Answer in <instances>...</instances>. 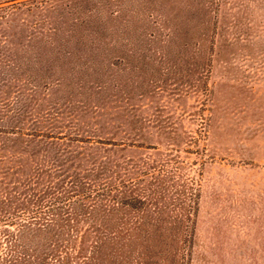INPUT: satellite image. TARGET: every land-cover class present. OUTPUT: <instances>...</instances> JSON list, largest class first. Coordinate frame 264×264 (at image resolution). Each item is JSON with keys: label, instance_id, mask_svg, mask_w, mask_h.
<instances>
[{"label": "rangeland", "instance_id": "1", "mask_svg": "<svg viewBox=\"0 0 264 264\" xmlns=\"http://www.w3.org/2000/svg\"><path fill=\"white\" fill-rule=\"evenodd\" d=\"M21 225L52 264H264V0H0V264Z\"/></svg>", "mask_w": 264, "mask_h": 264}, {"label": "trees", "instance_id": "2", "mask_svg": "<svg viewBox=\"0 0 264 264\" xmlns=\"http://www.w3.org/2000/svg\"><path fill=\"white\" fill-rule=\"evenodd\" d=\"M23 227L24 225H21V227L18 229L17 232H12L7 236V240L9 242V248L6 254L3 255L1 259L2 264H9V263L34 264L35 262L42 264L43 263L52 264L51 260L54 259L55 262L57 261L64 262L67 251L63 250L58 257L54 258V254L52 255L51 253L52 252L51 244L46 242L47 240H49L50 237L45 238L44 236H41V238L37 240V244H35V247L33 248H31L28 244H24L23 237L26 238L27 234H25V232H22ZM10 235H15V237H10ZM56 250H58V246L56 247Z\"/></svg>", "mask_w": 264, "mask_h": 264}]
</instances>
